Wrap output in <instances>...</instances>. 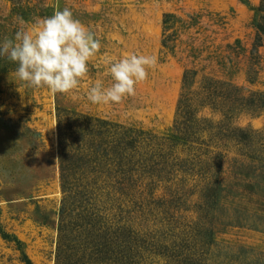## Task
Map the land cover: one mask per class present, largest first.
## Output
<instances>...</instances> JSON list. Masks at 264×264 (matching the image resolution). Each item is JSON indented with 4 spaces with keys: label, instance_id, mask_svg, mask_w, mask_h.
I'll list each match as a JSON object with an SVG mask.
<instances>
[{
    "label": "rangeland",
    "instance_id": "1",
    "mask_svg": "<svg viewBox=\"0 0 264 264\" xmlns=\"http://www.w3.org/2000/svg\"><path fill=\"white\" fill-rule=\"evenodd\" d=\"M260 5L261 0H0V42L67 7L101 43L88 75L69 94L27 87L15 76L17 64L0 57V264H113L111 241L122 246L117 264H264ZM166 15L173 16L167 29ZM131 53L157 58L136 95L119 104L88 101L97 80L105 87L112 83L105 61ZM190 71L193 136L189 145L176 146L165 140L182 120L178 107ZM250 97L254 107L245 105ZM59 121L68 128L67 146L74 147L89 121L138 132L141 143L150 142L143 144L146 151L165 156L168 181L150 196L147 188L139 190L141 207L120 204L121 194L97 169L76 171L74 182H80L62 216ZM235 129L250 140L241 142L239 133L226 137ZM175 196L179 205L168 201ZM161 197L165 202L157 201ZM85 206L97 217L76 226L73 219ZM112 227L124 230L116 234Z\"/></svg>",
    "mask_w": 264,
    "mask_h": 264
},
{
    "label": "trees",
    "instance_id": "2",
    "mask_svg": "<svg viewBox=\"0 0 264 264\" xmlns=\"http://www.w3.org/2000/svg\"><path fill=\"white\" fill-rule=\"evenodd\" d=\"M257 12L264 14V0H261V5ZM172 19V15L165 16L163 24L166 29L169 27ZM256 25L258 32L257 41L260 42L259 34L264 35L263 16L260 17V22H258ZM163 46L165 48L168 47L166 45V41L163 43ZM192 78L193 74L191 71L185 73L183 87L184 93L182 94V100L180 101L178 107V116L182 120L177 121L174 129L175 134L171 135L170 138L165 140L167 142H171L170 144H175L176 146L189 145L191 143L190 138L193 136L191 133L193 128L191 124L193 122V116L191 114L192 104L195 99L193 98L194 94L190 91V88L192 87ZM257 99L264 102V96H259ZM252 101H255L253 97L246 99V107H254ZM263 108L264 103L257 106V109ZM196 122L197 120H195V123ZM87 126L88 127L86 130L81 132L74 140V142L77 143V145L74 147L73 145L67 146L66 141L68 128L64 127L60 121L58 122L59 142L61 147L60 180L62 190L65 195L62 205V216H65L67 203L70 201V198H72L73 185L76 187L78 186V182H80H74L76 171L81 172L84 169L90 170L89 173L91 174H96L95 169H97V174H104V179L107 181L109 188L112 187L111 189H113L114 192L121 194L117 200L121 202L120 204H137L142 207L145 199L141 198L143 191L139 192V190L142 188H147V196H150V190L155 188L157 184L168 181L166 174L167 169H170V167L166 166L165 156L163 154L162 156L150 154L148 151H146L145 146L148 147L150 142L145 144V141H143L141 143L142 137L141 135L137 134L138 132L115 126L108 122L100 121H89L87 122ZM230 131L227 132L228 135L226 137L233 138L236 136V133H239L241 134V142L245 143L250 140L247 134L241 130L235 129ZM143 144H145V146H143ZM179 163H177L176 166H179ZM172 167H174V165ZM192 172H194L193 169ZM204 185H206L207 188L209 187L207 183ZM115 187L117 190H115ZM204 190L206 189L203 188L201 192ZM135 191L137 193H135ZM208 193L205 196L207 199L210 197V194ZM200 198H202V196H200ZM180 200V197L175 196L171 197L168 201H170V203L179 205ZM157 201L161 203L165 202L162 197L157 199ZM93 211L94 209L92 206H85L84 209L81 210L73 219L74 224L78 226L77 221L83 218L85 219L88 217L92 219V216L97 217L96 215L92 214ZM93 223H95L94 220ZM66 226L67 225L65 224L62 225L60 229L61 233L65 232ZM111 229L115 230L116 234H119L120 231L124 230L123 227H116L115 229L112 227ZM208 243H210V241ZM111 244L112 248L109 250L114 254L111 258L112 263L117 264L119 261L118 256L120 255L118 250H120L119 248L122 246L121 244H118V242L113 241H111L110 245ZM57 264H59V260Z\"/></svg>",
    "mask_w": 264,
    "mask_h": 264
},
{
    "label": "clouds",
    "instance_id": "3",
    "mask_svg": "<svg viewBox=\"0 0 264 264\" xmlns=\"http://www.w3.org/2000/svg\"><path fill=\"white\" fill-rule=\"evenodd\" d=\"M21 23H24L23 20ZM101 49L95 34L65 7L38 20L30 29L21 28L0 42V57L17 64L15 76L29 88H47L53 95L78 89L88 75L89 61ZM112 83L97 80L87 93L95 105L119 104L136 95V85L154 69V55L131 53L119 60H106Z\"/></svg>",
    "mask_w": 264,
    "mask_h": 264
}]
</instances>
